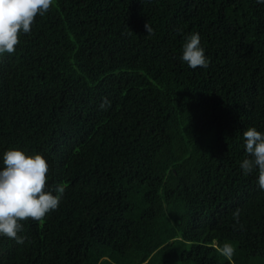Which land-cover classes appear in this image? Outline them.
<instances>
[{
	"label": "trees",
	"instance_id": "trees-1",
	"mask_svg": "<svg viewBox=\"0 0 264 264\" xmlns=\"http://www.w3.org/2000/svg\"><path fill=\"white\" fill-rule=\"evenodd\" d=\"M193 33L206 69L182 60ZM249 127L264 133V3L54 0L0 55V167L41 154L65 193L23 244L0 237V264H229L216 242L264 264Z\"/></svg>",
	"mask_w": 264,
	"mask_h": 264
},
{
	"label": "clouds",
	"instance_id": "clouds-1",
	"mask_svg": "<svg viewBox=\"0 0 264 264\" xmlns=\"http://www.w3.org/2000/svg\"><path fill=\"white\" fill-rule=\"evenodd\" d=\"M264 3V0H257ZM54 0H0V55L13 54L20 43L21 34H30L37 16H44ZM147 34L153 35V28L146 23ZM182 60L192 69L208 68L209 59L201 47L198 33L186 37L182 50ZM110 107V101L104 98L101 108ZM246 153L240 164L245 175L258 170V185L264 190V133L255 127L243 132ZM50 166L41 154L27 155L24 151L10 149L3 154V166L0 167V237L15 240L23 244L26 237L19 235L24 221L29 219L43 222L50 211L58 209L65 193L66 185L61 183L55 193L47 189V174ZM240 210L233 213L239 223ZM215 250L234 264L236 249L231 242L222 246L216 242Z\"/></svg>",
	"mask_w": 264,
	"mask_h": 264
}]
</instances>
